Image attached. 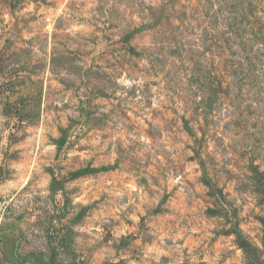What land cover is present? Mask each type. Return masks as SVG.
<instances>
[{
    "label": "rangeland",
    "instance_id": "obj_1",
    "mask_svg": "<svg viewBox=\"0 0 264 264\" xmlns=\"http://www.w3.org/2000/svg\"><path fill=\"white\" fill-rule=\"evenodd\" d=\"M263 240L264 0H0V264Z\"/></svg>",
    "mask_w": 264,
    "mask_h": 264
},
{
    "label": "trees",
    "instance_id": "obj_2",
    "mask_svg": "<svg viewBox=\"0 0 264 264\" xmlns=\"http://www.w3.org/2000/svg\"><path fill=\"white\" fill-rule=\"evenodd\" d=\"M240 240H241V238H240V236H238V242H239ZM240 242H241V243H240V246H242V247L246 244V242H245L244 240H241ZM262 244H263V246H264V240H263Z\"/></svg>",
    "mask_w": 264,
    "mask_h": 264
}]
</instances>
